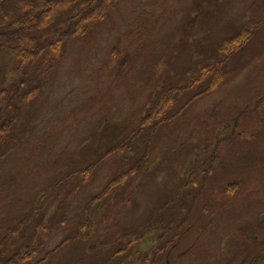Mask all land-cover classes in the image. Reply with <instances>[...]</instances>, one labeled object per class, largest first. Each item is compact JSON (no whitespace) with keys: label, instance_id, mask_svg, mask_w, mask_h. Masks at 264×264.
Instances as JSON below:
<instances>
[{"label":"rangeland","instance_id":"obj_1","mask_svg":"<svg viewBox=\"0 0 264 264\" xmlns=\"http://www.w3.org/2000/svg\"><path fill=\"white\" fill-rule=\"evenodd\" d=\"M222 41L216 80L181 86ZM12 60L0 48V88ZM13 135L5 257L38 243L22 264H249L264 238V0H117L68 40Z\"/></svg>","mask_w":264,"mask_h":264},{"label":"trees","instance_id":"obj_2","mask_svg":"<svg viewBox=\"0 0 264 264\" xmlns=\"http://www.w3.org/2000/svg\"><path fill=\"white\" fill-rule=\"evenodd\" d=\"M34 1L0 0V48L10 53L13 71L16 74L12 81L0 88V159L7 153L9 143L19 140L13 133L17 129L22 111L26 105L40 96L42 88L50 82L65 53L68 40L85 33L89 25L101 20L117 2V0H41L40 7H37L34 6ZM27 11L30 12L29 17L26 16ZM39 14H45L41 24L34 21ZM225 42L219 43L217 56L191 71L181 86H188L191 83L193 87L198 83L197 80L207 74L211 76V83L214 82L217 70L233 51H224ZM238 43V40L235 41L234 47ZM174 86L167 85L164 91L158 93L152 101V108L142 118L147 125L152 124L149 128L151 132L168 118V116L158 118L164 114L166 108V105L161 107L160 103L164 96L167 103L175 100ZM168 223L165 220L160 224L164 227ZM262 228L264 237V225ZM19 232L10 231L9 228L7 235L15 239ZM2 237L0 264H22L37 249L38 243H35L29 252L17 251L5 257V252L11 249L4 246L5 240L4 236ZM260 242V253L251 259L249 264H264V238ZM15 244L16 241H13L9 246L13 247Z\"/></svg>","mask_w":264,"mask_h":264}]
</instances>
